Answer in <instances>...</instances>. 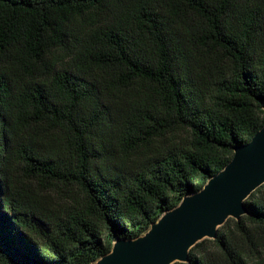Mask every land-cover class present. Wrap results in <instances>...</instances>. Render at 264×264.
<instances>
[{
  "label": "trees",
  "instance_id": "16d2710c",
  "mask_svg": "<svg viewBox=\"0 0 264 264\" xmlns=\"http://www.w3.org/2000/svg\"><path fill=\"white\" fill-rule=\"evenodd\" d=\"M264 126V0H0V264H95ZM189 261L264 264V184Z\"/></svg>",
  "mask_w": 264,
  "mask_h": 264
},
{
  "label": "water",
  "instance_id": "95a60500",
  "mask_svg": "<svg viewBox=\"0 0 264 264\" xmlns=\"http://www.w3.org/2000/svg\"><path fill=\"white\" fill-rule=\"evenodd\" d=\"M264 184V126L205 189L183 199L135 241L119 240L95 264H174L189 261L190 250L215 239L228 219L248 214L247 199Z\"/></svg>",
  "mask_w": 264,
  "mask_h": 264
},
{
  "label": "rangeland",
  "instance_id": "374dc122",
  "mask_svg": "<svg viewBox=\"0 0 264 264\" xmlns=\"http://www.w3.org/2000/svg\"><path fill=\"white\" fill-rule=\"evenodd\" d=\"M231 219H233V218H231ZM228 220H229V219H228ZM228 220H227V221H228ZM202 241H203V240H202ZM200 242H201V241H200Z\"/></svg>",
  "mask_w": 264,
  "mask_h": 264
}]
</instances>
